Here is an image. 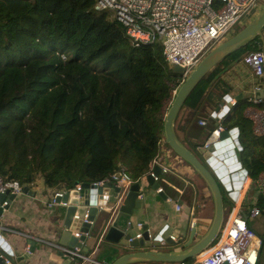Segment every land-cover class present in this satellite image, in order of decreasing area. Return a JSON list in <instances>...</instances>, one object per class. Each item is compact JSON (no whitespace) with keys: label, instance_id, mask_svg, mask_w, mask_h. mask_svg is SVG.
Wrapping results in <instances>:
<instances>
[{"label":"trees","instance_id":"obj_1","mask_svg":"<svg viewBox=\"0 0 264 264\" xmlns=\"http://www.w3.org/2000/svg\"><path fill=\"white\" fill-rule=\"evenodd\" d=\"M95 2L0 0L3 181L29 188L41 177L45 187L69 191L124 168L136 182L158 153L162 110L170 99L169 84L178 76L159 46H133L118 22L94 11ZM262 45L264 40L256 37L226 57L183 107L196 110L224 102L229 88L220 76ZM247 106L238 100L220 126L226 132L238 129L244 156L239 158L255 182L264 171V136L257 139L247 131ZM213 128L200 132L207 138Z\"/></svg>","mask_w":264,"mask_h":264},{"label":"built area","instance_id":"obj_2","mask_svg":"<svg viewBox=\"0 0 264 264\" xmlns=\"http://www.w3.org/2000/svg\"><path fill=\"white\" fill-rule=\"evenodd\" d=\"M261 1L264 2V0H96L93 9L95 12L108 14L118 22L124 28L125 34L133 46L140 44L159 46L168 66L176 65L183 69V74L169 84L170 99L172 100L181 82L199 61L222 41L224 36L244 15L251 10H258L261 7ZM242 63L249 69L254 80L251 86V95L248 98L251 108L248 118L253 122L254 135L263 137L264 47L246 54ZM260 79L263 81L261 82ZM235 103V100H231L230 107H233ZM222 117L223 114L216 118L218 123ZM198 124L204 126L205 121L199 120ZM222 131L224 129L218 124L201 147L203 151H210L213 145L220 142ZM227 141L228 145L237 147L234 133L229 134ZM163 144L162 133L158 142V153L149 163L148 171L136 182L130 178L124 168H121L116 173L110 174L107 179L92 184L101 186L106 182H111L118 189L115 204L110 209L115 211L122 204L131 185L140 183L141 189H143L146 176H150L154 183H158L161 175L170 172V168L165 165L166 159L162 153ZM230 151L223 154H230ZM233 159L232 154L225 157V160L230 164L233 163ZM156 166L160 169L158 175L153 173ZM241 168L238 167L236 170L237 177H240L242 173ZM214 172H217V175H222L218 168ZM230 175L228 173L226 176ZM220 179H224V176H221ZM75 189L78 191L79 185ZM22 190L23 187L18 182L3 181L0 177V193L8 192V194L17 196L23 193ZM69 191L54 192L45 205L48 208L57 206L58 199ZM154 191L156 194L164 193L160 186ZM243 200L250 207L249 210L242 207ZM259 200L264 202V171L258 175L255 182L250 179L248 174L245 176L237 190L231 215L217 243L212 248L199 253L191 262L179 264H259L264 235H258L250 227L252 221L264 217V206H259ZM166 201L171 202L169 198ZM146 203L151 204V201H146ZM173 207L177 213L182 210L179 203H174ZM103 209L107 210L108 208L99 207V210ZM189 212L191 216L190 208ZM86 217L87 215L84 216V222ZM73 218L78 219L76 214ZM143 225L141 221H138L136 229L139 230ZM174 227L178 228V225H173ZM192 227H196V224L191 223L190 228ZM161 234L160 241H162ZM74 235L77 238L80 237V233ZM140 236L141 234L137 232L134 236H130L127 242L139 239ZM148 237L151 239L150 232ZM168 238L174 243L179 240L178 236L174 234L168 235ZM54 246L62 252L68 263L75 260H80L83 264L94 262L89 256L82 253L81 248L69 249L58 245ZM4 252L7 251L4 250ZM0 258H4L3 254H0ZM8 263V260L5 259V264Z\"/></svg>","mask_w":264,"mask_h":264},{"label":"water","instance_id":"obj_3","mask_svg":"<svg viewBox=\"0 0 264 264\" xmlns=\"http://www.w3.org/2000/svg\"><path fill=\"white\" fill-rule=\"evenodd\" d=\"M263 28L264 5L259 11L257 10L245 27L215 46L199 61L181 82L165 112L163 121L164 143L181 161L192 169L210 195L213 208L212 219L206 231L197 238L196 227H192L186 241L181 245L179 250L162 251L157 248H174L175 243L169 239L165 241L150 239L148 237V225H143L139 230L136 229L138 221H135L134 216L140 210L142 200L145 198V191L144 188L141 189L140 183L131 185L122 204L115 211L110 209L109 212L99 210V207L107 206L108 204L113 206L118 189L111 182H106L101 186L85 183L79 185L78 191L74 188L69 192H65L62 198L58 199L57 206L61 207V215L63 216L62 231L57 243L59 247H67L69 249L81 248L83 252L87 253V248L82 247L86 234L89 233L97 216L106 217L110 212L112 213L111 222L105 232L104 241L111 245L109 255L115 257L111 264H179L193 259L212 245L219 234L223 220V193L216 178L222 183L228 197L235 201L237 190L248 174V171L242 166L236 154V152L242 151L238 141V130L235 128L228 132L222 131L220 133V142L213 145L208 152L203 151L201 148L199 150L201 157H198L177 137L175 122L186 99L194 88L230 54L250 43L256 37L261 38ZM170 71L178 77L183 74V69L176 65L171 66ZM260 81L262 82L263 80L260 79ZM258 94L261 95V93ZM234 100L235 102L238 101L237 98ZM224 103L226 104L225 109L221 112L223 115L231 108L230 98H224ZM234 132L236 148L228 145L227 141L229 134ZM229 150H231L230 154H223ZM231 154L234 157L233 165L225 160V157ZM238 167H242L240 177H237L238 175L236 174ZM216 168L222 172V175H217V172H214ZM153 173L158 175L160 173L159 167H154ZM228 173L231 175L226 176ZM221 176H224V179H220ZM144 183L146 187H150L153 190L159 186L158 183L153 182L150 176H146ZM26 191H28V188L23 187L22 192ZM158 196L163 201L167 199L164 193H159ZM14 198L15 195L8 194V192L0 193V219L3 213L8 210ZM178 203L184 206L185 213L189 212V208L182 201H178ZM75 214L78 219L73 218ZM85 215L87 217L84 222ZM72 224H75L73 230L71 229ZM73 232H79L80 237H74ZM137 232L141 234L140 238L127 242V239L130 236H134ZM28 246V253H32L34 251V242L30 240ZM7 248V244L0 239V254L4 256V258H0V264H5V259L13 264V257L9 254ZM4 250L7 252H4Z\"/></svg>","mask_w":264,"mask_h":264},{"label":"crops","instance_id":"obj_4","mask_svg":"<svg viewBox=\"0 0 264 264\" xmlns=\"http://www.w3.org/2000/svg\"><path fill=\"white\" fill-rule=\"evenodd\" d=\"M220 79L229 88V92L224 98L229 97L230 101L237 98L248 102L254 80L251 72L242 61L233 64L220 76ZM225 105L224 102H221L213 107L205 105L203 106L204 108L196 110L182 107L180 110L175 122L177 137L193 154L196 155L197 153L198 155L196 156H200L199 150L207 139L202 136L200 131L203 127L214 126L215 128L218 124L220 125L216 118L224 111ZM250 109V106H247L243 112L244 117L249 122L247 131L250 129L252 135L260 139L262 137H256L253 133V122L248 118ZM166 110L164 106L162 110L163 117ZM199 120L205 121V125L200 126L198 124ZM257 149L255 147L252 148L253 151H257ZM162 153L166 159L165 165L170 168V172L164 174V176L176 180V182L183 185V188H179L176 186L177 184L172 183L165 177L162 178L161 183L159 180V186L163 189L166 197L171 200V202H168L163 201L152 188L146 187L144 183L145 198L142 201L140 210L135 213L134 219L135 221H141L144 225H148L151 239L153 240H160L161 233L162 241L169 239L168 235L170 234L177 235L179 240L175 242V247L172 249L179 250L178 246L181 247L189 235L191 223L196 224L197 235L199 236L209 226V218L198 216L196 219L193 215V209L196 207L194 202L196 192L192 189L196 186L202 197H206L208 191L206 188L198 187L195 179L196 174L180 159L172 157L170 155L171 151L167 148L165 149V145L162 147ZM236 154L238 155L237 152ZM238 159L240 160L239 157ZM171 170L173 173H171ZM166 187L169 189H166ZM57 191L65 190L47 188L43 184L41 177H38L28 188V191L15 196L8 210L3 213L0 219V239L7 244L8 252L13 257V264H83L80 260L68 263L62 252L54 246L57 245L60 238L63 216L61 215V207L48 208L45 203ZM185 193L188 195L190 203L183 199L184 195H186ZM146 201H151V204L146 203ZM178 201H182L186 207L191 209V216L190 212L185 213L183 205L180 212H175L173 205L178 203ZM243 201L241 203L242 207L247 208L248 204ZM210 205L212 210L211 202ZM105 207L108 209H103L102 211L109 212L111 205L108 204ZM111 216L112 213L110 212L106 217L97 216L95 218L89 233L85 237V241L82 243V247L88 250L87 253L83 251L82 253L89 256L94 262L85 264H111L114 261L115 257L109 255L111 245L104 241V235L110 225ZM173 225H178V228H173ZM74 226L75 224H72V230ZM75 233L79 232H73V235ZM30 240L34 242V251L32 253H28V242ZM263 248L264 243L260 251L259 264H264V261H262ZM161 250L166 251L164 249Z\"/></svg>","mask_w":264,"mask_h":264},{"label":"rangeland","instance_id":"obj_5","mask_svg":"<svg viewBox=\"0 0 264 264\" xmlns=\"http://www.w3.org/2000/svg\"><path fill=\"white\" fill-rule=\"evenodd\" d=\"M261 7L264 5V2L261 1L260 3ZM260 7V8H261ZM260 8L258 9V11L260 10ZM257 12V10H251L249 13H247L246 15H244L232 28V30H230L225 36L224 38L222 39V41L220 43H222L223 41L227 40L228 38H230L233 34L237 33L239 30H241L243 27H245V25H247V23L253 18L254 14ZM253 15V16H252ZM109 18H111L109 16ZM261 39L264 40V28L262 29V35H261ZM219 43V44H220ZM218 44V45H219ZM264 47V45H262V48ZM169 68H171V66H169ZM171 103V99L170 101H167L165 103V109H167L169 107ZM204 108V107H203ZM165 144H163L164 146ZM245 145V143H244ZM169 149L168 146L166 145L165 146V149ZM170 150V149H169ZM171 151V150H170ZM257 153V152H256ZM245 154H248L247 152ZM244 154V155H245ZM172 157H177L172 151H171V154H170ZM196 155H198L196 153ZM255 155V154H254ZM242 157L244 158L243 154L242 153H238V157ZM257 156V155H256ZM178 158V157H177ZM179 159V158H178ZM201 159V158H200ZM203 163H205L203 161ZM210 169V168H209ZM211 171V169H210ZM171 173L172 170H171ZM170 175V174H168ZM163 176V177H162ZM161 176V179H160V183L162 182V178H164L165 176L162 175ZM171 176V175H170ZM166 179H169V177H165ZM195 179L197 181V185L198 187L200 188H205V186H203V184L201 183L200 179L198 178L197 175H195ZM170 180V179H169ZM217 182H218V185L220 186L221 190H222V193H223V204H224V210H223V220H222V224H221V227H220V230H219V234L217 236V238L215 239V242L212 243V245H215V243H217L218 239L222 236L223 234V231H224V228L228 222V219L231 215V210L233 208V206L235 205V202L232 201L228 195H227V192L224 190V187L222 185V183L216 178ZM193 191L196 192V195L194 197V202L196 205H198L200 208L194 210V217L197 219V217H207L209 218V220L211 221L212 219V210H211V205H210V195L209 193H206V197H202L199 189L194 186V188L192 189ZM186 194V193H185ZM184 200H186L187 202H189V199H188V195H184L183 197ZM190 203V202H189ZM244 206H246L244 204ZM250 207H247L246 209L249 210ZM253 227V229L255 231H258L260 232L261 235H264V217H261L260 219H256L254 221H252L250 223ZM200 236L198 235L197 238H199ZM181 244V243H180ZM212 245L210 247H212ZM180 248V246H178ZM209 247V248H210ZM173 247H162V248H157V249H164V250H170L172 249ZM262 261H264V248H263V254H262Z\"/></svg>","mask_w":264,"mask_h":264},{"label":"bare ground","instance_id":"obj_6","mask_svg":"<svg viewBox=\"0 0 264 264\" xmlns=\"http://www.w3.org/2000/svg\"><path fill=\"white\" fill-rule=\"evenodd\" d=\"M244 184H245V182H244Z\"/></svg>","mask_w":264,"mask_h":264},{"label":"clouds","instance_id":"obj_7","mask_svg":"<svg viewBox=\"0 0 264 264\" xmlns=\"http://www.w3.org/2000/svg\"><path fill=\"white\" fill-rule=\"evenodd\" d=\"M76 186H77V185H76ZM76 186H75V187H76Z\"/></svg>","mask_w":264,"mask_h":264}]
</instances>
